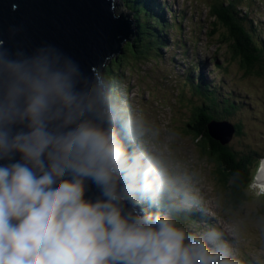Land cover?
<instances>
[{
    "label": "clouds",
    "instance_id": "1",
    "mask_svg": "<svg viewBox=\"0 0 264 264\" xmlns=\"http://www.w3.org/2000/svg\"><path fill=\"white\" fill-rule=\"evenodd\" d=\"M197 64L179 75L211 86ZM81 76L55 50L13 58L0 41V264H240L221 231L178 221L196 197L167 158L144 149L145 118L109 115ZM262 176L248 178L249 192L264 195Z\"/></svg>",
    "mask_w": 264,
    "mask_h": 264
},
{
    "label": "rangeland",
    "instance_id": "2",
    "mask_svg": "<svg viewBox=\"0 0 264 264\" xmlns=\"http://www.w3.org/2000/svg\"><path fill=\"white\" fill-rule=\"evenodd\" d=\"M160 1L170 6L171 12L165 16L168 24L177 27H165L169 44L160 51H124L112 65L120 70V79L113 83L114 95L119 98L114 101L117 111L123 116L139 114L145 118L151 132L143 142L144 149L167 158L179 182L196 197L195 203L182 211V217L194 207L210 209L202 212L209 219L190 228L215 227L240 264H264V195L258 196L248 188L231 190V181L217 161L200 152V143L208 147V140L185 131L193 107L208 101L204 97L195 99L192 84L178 73L184 69L188 74L189 63L197 61L195 71L199 72L201 66L205 78L213 80L210 89L218 97L219 108L223 106L220 98L229 93L233 104L227 105L230 114L223 113V118L236 124L238 133L233 130L226 144L241 155L257 152L244 162L248 172L254 171L255 179L264 159V61L256 67L246 64L242 54L246 41L241 27L231 21L227 7L232 4L226 0ZM154 5L147 3L152 11L157 10ZM241 7L250 11L255 22H264V0H244ZM174 16L180 17L179 21ZM246 115L247 122L243 120ZM202 121L203 117L193 123L190 131L202 130ZM213 132L227 134L230 129L225 125ZM212 212L223 220L212 217Z\"/></svg>",
    "mask_w": 264,
    "mask_h": 264
},
{
    "label": "water",
    "instance_id": "3",
    "mask_svg": "<svg viewBox=\"0 0 264 264\" xmlns=\"http://www.w3.org/2000/svg\"><path fill=\"white\" fill-rule=\"evenodd\" d=\"M123 12L133 15L121 2L115 10L113 0H0V41L13 58L17 53L32 56L40 49L61 53L79 65V87L96 89L106 97L104 67L112 58L118 59L122 41L132 32ZM112 103L107 102L109 115L113 110L118 114ZM217 128L208 125L211 137L226 143L231 127L227 134H216ZM98 195L89 184L86 197Z\"/></svg>",
    "mask_w": 264,
    "mask_h": 264
},
{
    "label": "trees",
    "instance_id": "4",
    "mask_svg": "<svg viewBox=\"0 0 264 264\" xmlns=\"http://www.w3.org/2000/svg\"><path fill=\"white\" fill-rule=\"evenodd\" d=\"M124 1L125 7L129 11H133L134 18V29L136 37L135 42L129 41L122 46V52H135L139 50H151V53H156L161 50L162 47L166 46L165 40L166 37V29L176 28V25L168 24V21L165 18V11L168 10V7H164V3L162 1H157L156 6L154 8L157 9L155 11L150 10L147 7L148 2H155V0H122ZM228 4H232L231 7L228 8V12L233 24H238L243 32L245 44V51L242 52L244 55V59L248 67H252L253 63L256 62L260 64L264 61V32L262 28L256 26V22L254 18L251 16V13L247 9H242V5L244 0H226ZM155 12V13H154ZM177 21H179L180 17H174ZM148 21V22H147ZM227 26L230 27V23L226 21ZM247 55V57H246ZM114 62H118L116 58H112L109 63L105 66L104 70V78L108 84H110V92H109V101L113 105V101L119 100L118 97L114 95L115 86L113 85L114 81L119 80V72L118 68H113L112 65ZM194 70V68H193ZM191 70L190 77H194V72ZM186 80V77L184 78ZM187 81V80H186ZM186 84V83H185ZM193 91H195L193 96L197 100H201L203 97L207 100V104L204 103L203 107L194 106L192 109V117L190 121L185 123L186 132H190L194 138H199V140H208V147H205L201 142L200 143V152H204L210 156H212L218 163L221 168L220 171L228 177L231 181L229 188L231 190H239L241 188H247L248 178H254V171L248 172V166L245 165V160L251 159L253 155H256L257 152L253 151L247 153L246 155H241L237 151L233 150L226 143H221L219 140L211 137L209 129L207 128V123L217 122L223 118V113L230 114L227 110V105L232 106V102H230L229 97L220 98V102L223 103L221 108L218 107V97L215 94L214 90L210 89V85H204L203 87L192 85ZM203 121L201 126L202 130L196 129L190 131V126L195 123L198 119H202ZM229 122L228 120H225ZM231 123V122H229ZM199 124V123H197ZM194 126H197L194 124ZM233 128L235 129V134L238 133V128L236 124H233ZM257 130V129H255ZM198 142V141H197ZM242 158H241V156ZM259 160L255 161L254 167L257 166ZM239 171L241 173V177L233 180V174ZM225 179V178H224ZM237 195V194H236ZM186 213H191L192 216L199 215L194 211H186ZM185 215L187 216V214ZM214 214H216L214 212ZM182 212L179 214L178 221L185 220L188 221L189 224H194V219L182 217ZM189 217V216H188ZM204 217V215H203ZM217 217V215H216ZM206 218V217H204ZM219 218V216L217 217ZM220 219V218H219ZM223 220V219H220ZM251 264V263H249Z\"/></svg>",
    "mask_w": 264,
    "mask_h": 264
},
{
    "label": "bare ground",
    "instance_id": "5",
    "mask_svg": "<svg viewBox=\"0 0 264 264\" xmlns=\"http://www.w3.org/2000/svg\"><path fill=\"white\" fill-rule=\"evenodd\" d=\"M130 12L134 13L133 11H130ZM243 118H244L243 120L247 122L248 116H247V115H246V116H243ZM263 160H264V159H263ZM260 165H261V166H260ZM260 165H259V167H258L259 169H258L257 171H258V172H264V163H260ZM257 171H256V172H257ZM258 172H257V173H258ZM255 177H256V176H255ZM260 178H261V179H264V176H262V177H260ZM253 179H254V178H253ZM203 215H204V217H206L205 214H203Z\"/></svg>",
    "mask_w": 264,
    "mask_h": 264
}]
</instances>
